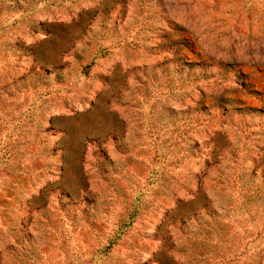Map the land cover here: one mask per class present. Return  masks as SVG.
<instances>
[{
  "label": "rangeland",
  "instance_id": "1",
  "mask_svg": "<svg viewBox=\"0 0 264 264\" xmlns=\"http://www.w3.org/2000/svg\"><path fill=\"white\" fill-rule=\"evenodd\" d=\"M0 264H264V0H0Z\"/></svg>",
  "mask_w": 264,
  "mask_h": 264
}]
</instances>
